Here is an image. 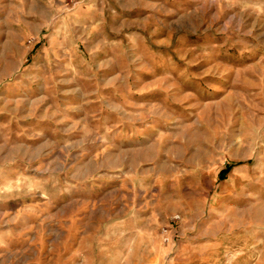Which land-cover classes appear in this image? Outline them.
Masks as SVG:
<instances>
[{
    "label": "rangeland",
    "instance_id": "1",
    "mask_svg": "<svg viewBox=\"0 0 264 264\" xmlns=\"http://www.w3.org/2000/svg\"><path fill=\"white\" fill-rule=\"evenodd\" d=\"M43 12L0 0V264H264V0Z\"/></svg>",
    "mask_w": 264,
    "mask_h": 264
},
{
    "label": "crops",
    "instance_id": "2",
    "mask_svg": "<svg viewBox=\"0 0 264 264\" xmlns=\"http://www.w3.org/2000/svg\"><path fill=\"white\" fill-rule=\"evenodd\" d=\"M38 1V4L44 5V12L43 14L46 15L51 14L53 12V9L55 6H57L58 0H36Z\"/></svg>",
    "mask_w": 264,
    "mask_h": 264
},
{
    "label": "trees",
    "instance_id": "3",
    "mask_svg": "<svg viewBox=\"0 0 264 264\" xmlns=\"http://www.w3.org/2000/svg\"><path fill=\"white\" fill-rule=\"evenodd\" d=\"M224 173V172H223Z\"/></svg>",
    "mask_w": 264,
    "mask_h": 264
}]
</instances>
